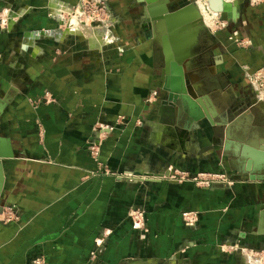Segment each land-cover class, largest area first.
<instances>
[{
  "label": "crops",
  "instance_id": "obj_1",
  "mask_svg": "<svg viewBox=\"0 0 264 264\" xmlns=\"http://www.w3.org/2000/svg\"><path fill=\"white\" fill-rule=\"evenodd\" d=\"M81 1L0 0V92L10 98L0 133L15 153L4 164L0 264H252L248 254L264 250V169L248 164L264 146V112L247 75L264 70V3L243 6L215 33L212 73L191 76L213 80L200 93L209 100L188 122L180 103L167 102L164 57L145 37L141 10L110 0L119 23L110 43L92 42L60 29L62 10ZM236 32L245 49L230 40ZM96 125L103 168L88 152ZM168 171L225 173L236 184L116 177ZM131 207L146 210L147 231L128 219ZM8 208L17 215L5 223ZM189 211L198 213L193 229L183 222Z\"/></svg>",
  "mask_w": 264,
  "mask_h": 264
},
{
  "label": "water",
  "instance_id": "obj_2",
  "mask_svg": "<svg viewBox=\"0 0 264 264\" xmlns=\"http://www.w3.org/2000/svg\"><path fill=\"white\" fill-rule=\"evenodd\" d=\"M142 7L145 22L142 26L146 39L157 43L164 57L165 67L162 71L163 91L167 94V102L182 106L188 122L199 119V107H204L209 96L200 97L196 83L191 81L192 72L187 66L195 56L194 49L201 33L213 36L194 4L189 0H134ZM241 5L236 2L232 9V20L237 22L240 18ZM226 16H223V20ZM211 88V87H206ZM209 94V93H208ZM10 103V98H0V119ZM259 110L264 112V103L258 102ZM239 109L233 108L228 112L232 121ZM202 117V116H201ZM208 120L210 119L207 116ZM230 129L228 130V136ZM264 145V142L262 143ZM251 162L248 169L256 171L264 169V146L259 151H250ZM15 153L10 139L0 133V215L4 210L3 193L5 190V168L8 160H13ZM171 171L161 175L135 173L134 176L141 178H169Z\"/></svg>",
  "mask_w": 264,
  "mask_h": 264
},
{
  "label": "rangeland",
  "instance_id": "obj_3",
  "mask_svg": "<svg viewBox=\"0 0 264 264\" xmlns=\"http://www.w3.org/2000/svg\"><path fill=\"white\" fill-rule=\"evenodd\" d=\"M133 1L134 0H123L122 4H124L126 7L135 6L137 10H141V13H138V17H140L139 21H141L142 26H143V24L145 22V17L143 15L142 7L139 6L138 4H136L135 1L134 2ZM189 1L195 5V7L197 8L198 12L200 13V15L204 21L206 27L208 26L207 30L210 33H212V35H213L212 37L215 39H216V35H215L216 32H220L221 30L222 31L225 30L226 27L228 26V24L233 22V20H230V21L224 20L223 21L222 18L217 17L218 12H220L224 8L225 3L226 4L228 2L230 3L228 11L226 13V15L228 16V18H227L228 20H229V18H232L230 8L233 7L234 3L238 2V1L240 2L241 8L245 5H249L251 8L252 7L257 8L264 3V0H189ZM87 2H89V1L83 0L76 7H73L70 10L69 9L62 10V13L59 17L60 23H61L60 29L62 31V34L70 33L68 30L70 28V30L72 31L70 34H71V37H73V38H76L79 40L80 39H83V40L87 39L89 41L96 42L100 37L103 39L102 42L105 40L106 43H110V42L106 41L111 37V36L109 37L107 34H110L109 31H111L112 27L116 23L117 24L119 23L117 15L115 13V8L113 7L114 5L111 4L110 0H95V1H91V3H87ZM222 2H225V3H222ZM80 8L85 10L84 17L82 18L81 21L85 22L86 26L90 27V25H89L90 23L96 27L97 26H103L105 28L102 30H105V31L95 33V32L88 30V28L83 27L84 24H81L80 19L78 18L79 13L80 14L82 13L80 11ZM69 12H73V13L69 14ZM7 16L8 15H0V28L7 27L6 26L7 21L5 20V18ZM205 16L208 17L207 22L204 19ZM224 23H225V25H224ZM222 25H224V26H222ZM72 28H74V29H72ZM2 29H4V28H2ZM102 34H103V36H105V35L106 36L103 37V36H101ZM91 36L94 38H91ZM231 38L237 39L239 41L237 44L235 43V45L238 48L245 49L246 47H248L246 40L239 37V34L237 32L234 33V35H232L230 37V39ZM111 43H113V42H111ZM5 63H6L5 61L0 60V67L4 68ZM188 66H189V64H188ZM252 73L260 74V73H264V70L263 71H261V70L260 71H254ZM2 84H0V85L4 86V84L3 85ZM0 98H3L1 92H0ZM258 101H260V100H258ZM122 121H123V119L119 118L117 124L120 126H124L123 124H121ZM112 128L115 129V127H111V129ZM99 129H102V128L99 125H96L94 133L95 134L98 132L99 133H98L97 138L95 139L96 141L95 140L94 141L98 142V144L95 147H92L91 146L92 142H93L92 141L88 147V152L90 153L91 158L97 164V166L99 168H103V164L100 162V152H101V148H102V146L106 140V136L104 134H101ZM116 177L119 178V180H125V181L128 180L131 183L134 181V178H136V176H134V174H132L130 172L117 175ZM160 180H164V181L172 180V181L178 182L180 184H189L190 186H192L195 189H209L213 186L219 187L222 185H224L225 187L226 186L229 187L228 184H230V183H232V186H234L236 184V182L233 181L231 179V177L225 173H203V172L189 173V172L174 171L172 173L171 177H169V178L162 177V178H160ZM213 183H214V185H213ZM14 210L15 209H13V208H8L6 210L7 216L4 219L5 223H8V222H10L16 218L17 212ZM127 216H128V219L132 222L135 229H139L141 231H147L148 230L147 229L148 223H147L146 210L144 208L131 207L127 211ZM182 217H183L184 225L186 227H188L190 229H193L196 227V225L198 223L197 222L198 213L190 212V211L189 212H183ZM260 254H262V257L264 258V250H260ZM248 255H249L248 259L250 260V263H252V264H254V262H256L258 258H260L259 256H257V257L253 256V258L251 257L252 258L251 259L250 258L251 253ZM42 264H44L43 261H42ZM262 264H264V261L262 262Z\"/></svg>",
  "mask_w": 264,
  "mask_h": 264
},
{
  "label": "flooded vegetation",
  "instance_id": "obj_4",
  "mask_svg": "<svg viewBox=\"0 0 264 264\" xmlns=\"http://www.w3.org/2000/svg\"><path fill=\"white\" fill-rule=\"evenodd\" d=\"M158 45V44H157ZM219 48L217 40L207 33H201L198 38V43L194 49L195 56L189 62L187 66L188 70L199 71L204 75H209L212 73L214 63L219 59L216 55ZM158 50L161 51L160 46L158 45ZM212 79L202 80L199 83H196V86L199 89V95L206 87H211L213 85ZM206 95H201L200 97H205Z\"/></svg>",
  "mask_w": 264,
  "mask_h": 264
},
{
  "label": "built area",
  "instance_id": "obj_5",
  "mask_svg": "<svg viewBox=\"0 0 264 264\" xmlns=\"http://www.w3.org/2000/svg\"><path fill=\"white\" fill-rule=\"evenodd\" d=\"M87 3H91V1H89ZM82 11H83V14H85V10L82 9ZM224 25H225V23H224ZM224 25H222V26H224ZM230 40L234 41V43H236V44L239 42L237 39H232L231 38ZM247 77H248V82H249L250 86L256 92L257 99L260 100V102L264 103V73H260V74L248 73ZM97 136H98V134H97ZM95 141L92 142V145H91L92 147H95L98 144V142H95ZM213 185H214V183H213ZM228 185L232 186V183H230ZM253 256L254 257H257V256L260 257L258 259L256 258L257 259V261H256L257 264L258 263L262 264V262L264 261V258L262 257V254H260V251H251L250 258L251 257L253 258ZM30 264H42V261L41 260H35V261H32V263H30Z\"/></svg>",
  "mask_w": 264,
  "mask_h": 264
},
{
  "label": "bare ground",
  "instance_id": "obj_6",
  "mask_svg": "<svg viewBox=\"0 0 264 264\" xmlns=\"http://www.w3.org/2000/svg\"><path fill=\"white\" fill-rule=\"evenodd\" d=\"M222 3H225V2H222ZM229 5H230V3L228 2L227 4L225 3V6H224V8L220 11V12H218V15H217V17L218 18H222L223 19V17L222 16H226V20L225 21H228V16L226 15V13H227V11H228V8H229ZM80 11L82 12L81 14L79 13V16H78V18L80 19V22H81V24H84L83 25V27H85V28H88V30H90V31H92V32H101L102 31V29H104L105 27H103V26H94L93 24H89L90 25V27H88V26H86V23L85 22H83V21H81L82 20V18L84 17V14H83V11L81 10V8H80ZM73 12H69V14H72ZM76 14V13H75ZM215 16V15H214ZM205 20H206V22H207V19H208V17L207 16H205V18H204ZM224 21V20H223ZM208 27V26H207ZM210 28V27H209ZM72 29H74V28H72ZM91 38H94V37H92L91 36Z\"/></svg>",
  "mask_w": 264,
  "mask_h": 264
}]
</instances>
